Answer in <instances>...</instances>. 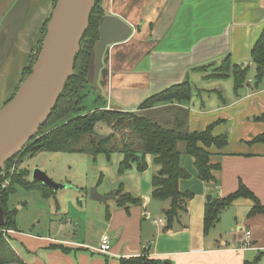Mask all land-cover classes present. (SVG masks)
<instances>
[{
	"label": "crops",
	"instance_id": "0c3cea01",
	"mask_svg": "<svg viewBox=\"0 0 264 264\" xmlns=\"http://www.w3.org/2000/svg\"><path fill=\"white\" fill-rule=\"evenodd\" d=\"M42 4L48 7V3ZM99 4L103 15L120 17L132 30L125 40L108 46L104 52L98 89L88 84L92 88L86 93L95 97L94 108L157 116L159 107L138 109L139 105L147 97L187 79L193 89L185 105L189 112L187 130L199 132L214 124L212 134L226 133L228 142L223 148H207L210 162L219 164L212 171L215 181L211 182L197 177L193 158L179 149L180 164L190 177L179 180L178 186L193 195L187 202V210L171 229L165 230L162 217L169 201L151 196V179L158 166L146 155L148 165L144 171L133 165L119 173L136 171L131 173L137 180L133 190L120 186L122 192L139 198V203L125 209L117 205L113 191L106 190H99L109 196L106 201L87 197L97 203L113 201L111 207L109 203L105 207L106 217L101 222L103 229L96 246L87 243L89 219L70 211L71 205L73 210L77 207L73 199L68 209L60 210L66 221L54 234L12 231V237H17L27 252L28 257L22 261L120 264L122 257L145 254L163 264H264V214L249 215L250 199L239 197L225 206L207 232L203 225L206 197H225L236 191L239 183L264 204V144L251 142L264 132V123L257 119L264 114V78L256 85L254 71L250 70L248 80L235 89L230 75L210 77L214 65L225 57L232 64H250V50L264 25V0H100ZM33 12L23 35L18 34L23 46L10 67L13 70L20 63L17 83L26 59L23 48L31 45L42 25L36 9ZM62 229L67 233L69 229L74 231L66 237ZM245 230L251 236L243 245ZM103 233L110 237L108 253L96 251Z\"/></svg>",
	"mask_w": 264,
	"mask_h": 264
},
{
	"label": "trees",
	"instance_id": "16d2710c",
	"mask_svg": "<svg viewBox=\"0 0 264 264\" xmlns=\"http://www.w3.org/2000/svg\"><path fill=\"white\" fill-rule=\"evenodd\" d=\"M99 2L100 0H95V5L90 11L88 26L79 43V52L74 59L72 74L65 82L46 122L25 145L23 152L24 150L26 154H35L42 150L80 152L94 157L99 153L109 156L113 152H120L123 158L118 164L119 172L133 165L138 171H144L147 168L146 155H150L152 162L158 166V171L152 175L151 179V196L158 200L169 201L168 207L162 211L164 228L169 230L180 214L187 210V202L193 195L190 191L180 190L178 186L179 180L190 177V173L180 164L181 152L178 149V142L185 143L184 152L193 158L197 177L202 181L211 182L215 181L212 171L218 169L219 164L210 162V153L207 148L210 146L223 148L228 142V136L226 133L214 136L212 134L214 124L208 125L199 132L190 133L187 130L189 112L185 105L193 92L192 85L187 79L147 97L139 105L138 109L159 107L157 116H145L138 114V111H122L104 107L84 109L82 90L89 84L88 71L92 49L98 39V23L103 15ZM46 23L47 20L45 25ZM214 66V72L210 74V77L230 75L235 89L248 80L250 70L254 71V82L258 85L264 78V25L250 50V64H232L228 57H225ZM68 115L70 117L65 122L58 124ZM257 119L264 123V114ZM123 132L126 134L125 139L120 137ZM251 142L264 144V132L254 137ZM7 163L9 164V160ZM27 174L25 170L14 173L10 184L0 192L5 228L16 230L13 213L6 208L8 195L14 192V185L18 184L27 189H39L44 196L52 193V189L42 183L28 180ZM112 196H116L117 205L125 209H128L129 205L140 202L139 198L122 192L121 188L113 192ZM239 197L252 201L249 215L264 214V204L246 186L239 183L236 191L225 197H213L206 203L204 231L207 232L217 222L225 206ZM14 258L26 264L17 257L10 243L0 233V264ZM119 261L120 264H163V261L150 259L145 254L122 257ZM245 264L248 263L245 262Z\"/></svg>",
	"mask_w": 264,
	"mask_h": 264
},
{
	"label": "water",
	"instance_id": "95a60500",
	"mask_svg": "<svg viewBox=\"0 0 264 264\" xmlns=\"http://www.w3.org/2000/svg\"><path fill=\"white\" fill-rule=\"evenodd\" d=\"M42 2L45 5L48 3V7L43 6ZM50 2L51 0H14L0 18V79L8 62L12 61L23 46L18 34L23 35L33 11L36 9L40 21L45 15L47 18L45 29L36 41L35 46L39 44V47L29 73L21 81L19 78V85L0 107V167L22 151L46 122L65 82L73 72L79 43L88 26L90 11L95 5V0H54L52 6ZM131 30L132 27L120 17L103 15L98 24V39L92 49L89 84L98 89L97 79L104 52L108 46L125 40ZM30 46L32 45H27L25 49L29 51ZM69 117L70 115L65 116L58 124ZM125 136L124 132L120 135L121 139H125ZM31 181L40 182L54 192L67 186L54 181L40 168L32 170ZM88 197L98 202L109 198L99 193L96 187L90 189ZM206 199L209 201L211 195ZM4 221V208L0 203V226L4 225Z\"/></svg>",
	"mask_w": 264,
	"mask_h": 264
},
{
	"label": "rangeland",
	"instance_id": "374dc122",
	"mask_svg": "<svg viewBox=\"0 0 264 264\" xmlns=\"http://www.w3.org/2000/svg\"><path fill=\"white\" fill-rule=\"evenodd\" d=\"M41 27L39 31H41ZM11 64L12 61H9L5 67L4 75L0 79V107L9 99L19 82L30 71L29 69L25 76L22 74L17 83L21 68L20 63H17L13 70H10ZM91 88V86H86L82 90V94L87 95L84 101L87 110L95 107V97L92 93H86ZM138 114L151 116L144 112H138ZM184 147L185 143L179 141L178 149H184ZM25 151L22 150L17 155L15 154L11 160L9 159V164L7 161V165L6 163L5 165L12 167L16 163L20 170L28 172V180L31 179L32 170L40 168L54 181L64 183L67 186L56 193L44 196L39 189H27L18 184L14 185V192L8 195L6 201V208L13 213L16 228L14 231L17 233H36L43 236L54 234L59 225L66 221L65 215L60 210L68 209V204H71L74 199V204L77 207H74L73 210L71 205L70 211L78 215L84 214L89 219V224L86 226L88 228L87 243L96 246L98 236L103 229L101 222L106 217L105 207L108 203L111 207L113 201L110 199L105 203H97L89 200L87 195L90 189L96 187L99 193V190L115 192L119 188L122 191V187L125 186L126 189L133 190L137 186V180L136 176L131 175V173H136V171L130 170L119 174L118 164L123 158L120 152H113L109 156L99 153L94 157L80 152L42 150L35 154H26ZM73 231L69 229V233H67L66 230H61V232L66 233V237ZM9 243L18 258L24 260L28 257L24 247L17 241V237L14 239L11 235ZM3 264L22 263L19 259L14 258Z\"/></svg>",
	"mask_w": 264,
	"mask_h": 264
},
{
	"label": "built area",
	"instance_id": "2783aa9c",
	"mask_svg": "<svg viewBox=\"0 0 264 264\" xmlns=\"http://www.w3.org/2000/svg\"><path fill=\"white\" fill-rule=\"evenodd\" d=\"M20 169L18 168L17 164L15 163L12 167H7L5 164L0 167V192L5 189L11 181L12 176L14 173H19ZM158 222L161 221V218L157 220ZM12 229L5 228L4 225L0 226V233L2 236L9 242V237H11ZM251 233L249 230L244 231V239L243 245H246V242H249V238ZM110 237L108 234L103 233L100 236L99 244L96 247V251L100 253H108L110 251Z\"/></svg>",
	"mask_w": 264,
	"mask_h": 264
},
{
	"label": "flooded vegetation",
	"instance_id": "af4514ba",
	"mask_svg": "<svg viewBox=\"0 0 264 264\" xmlns=\"http://www.w3.org/2000/svg\"><path fill=\"white\" fill-rule=\"evenodd\" d=\"M14 2V0H0V18H2V16L6 13V11L8 10V8L11 6V4ZM53 2L54 0H51L50 2V6L53 5ZM47 20L46 18V15L44 16V18L42 19V27H41V31H39L37 33V36L35 38H33L32 42H31V45L30 46V50L27 51L25 49V47L23 48V50L26 52V59H25V63L23 65V68H22V73L23 76L26 75V73L29 71V69L31 68L33 62L35 61V58H36V54H37V50H38V47H39V44L36 45V41L38 39V36L40 34L43 33V29L45 28V21Z\"/></svg>",
	"mask_w": 264,
	"mask_h": 264
}]
</instances>
